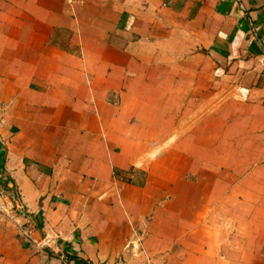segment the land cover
<instances>
[{"label":"crops","instance_id":"1","mask_svg":"<svg viewBox=\"0 0 264 264\" xmlns=\"http://www.w3.org/2000/svg\"><path fill=\"white\" fill-rule=\"evenodd\" d=\"M261 169L264 0H0V264H264Z\"/></svg>","mask_w":264,"mask_h":264},{"label":"built area","instance_id":"2","mask_svg":"<svg viewBox=\"0 0 264 264\" xmlns=\"http://www.w3.org/2000/svg\"><path fill=\"white\" fill-rule=\"evenodd\" d=\"M3 210H5V209H3ZM25 236H26V239L27 240H29V241H35V240H33V238H32V232L31 231H27V230H25ZM37 244V246H38V248L41 250V249H45V248H47V247H49V240L45 237V238H43L41 241H39L38 243H36ZM38 264H45V263H42V262H40V263H38Z\"/></svg>","mask_w":264,"mask_h":264},{"label":"trees","instance_id":"3","mask_svg":"<svg viewBox=\"0 0 264 264\" xmlns=\"http://www.w3.org/2000/svg\"><path fill=\"white\" fill-rule=\"evenodd\" d=\"M116 172H118V170H116ZM0 186L2 187H5L6 189H8V185L4 182V181H0Z\"/></svg>","mask_w":264,"mask_h":264},{"label":"rangeland","instance_id":"4","mask_svg":"<svg viewBox=\"0 0 264 264\" xmlns=\"http://www.w3.org/2000/svg\"><path fill=\"white\" fill-rule=\"evenodd\" d=\"M261 171L263 172V175H264V169H261ZM253 172H258V169H253ZM263 205H264V203H263Z\"/></svg>","mask_w":264,"mask_h":264}]
</instances>
